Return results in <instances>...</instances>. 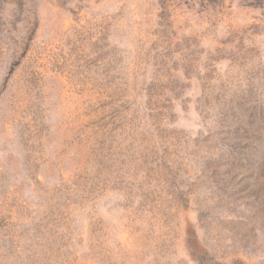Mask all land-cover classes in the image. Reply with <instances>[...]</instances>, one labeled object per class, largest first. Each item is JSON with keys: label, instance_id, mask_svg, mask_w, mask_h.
<instances>
[{"label": "rangeland", "instance_id": "1", "mask_svg": "<svg viewBox=\"0 0 264 264\" xmlns=\"http://www.w3.org/2000/svg\"><path fill=\"white\" fill-rule=\"evenodd\" d=\"M0 264H264V0H0Z\"/></svg>", "mask_w": 264, "mask_h": 264}]
</instances>
